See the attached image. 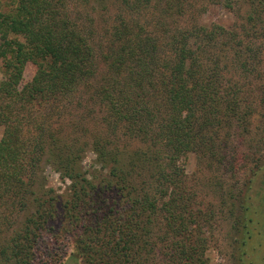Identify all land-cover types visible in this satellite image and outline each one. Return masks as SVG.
<instances>
[{
    "label": "trees",
    "instance_id": "obj_1",
    "mask_svg": "<svg viewBox=\"0 0 264 264\" xmlns=\"http://www.w3.org/2000/svg\"><path fill=\"white\" fill-rule=\"evenodd\" d=\"M77 1L0 0V264L59 262L67 233L90 264H207L199 185L245 166L263 47L246 23H194L189 0Z\"/></svg>",
    "mask_w": 264,
    "mask_h": 264
},
{
    "label": "rangeland",
    "instance_id": "obj_2",
    "mask_svg": "<svg viewBox=\"0 0 264 264\" xmlns=\"http://www.w3.org/2000/svg\"><path fill=\"white\" fill-rule=\"evenodd\" d=\"M189 1L192 6L188 9L194 13L191 17L194 23L208 26L217 24L226 29H236L235 27L246 23L252 33L247 38L253 47L252 55L258 46L263 47L260 51L263 60L260 69L264 71V3L261 5L258 0ZM82 2L83 0H78L76 3ZM3 3H8V0H3ZM76 3L73 4L74 8ZM88 3L78 6L84 11H86V7L92 5L100 6L99 0H89ZM75 10L76 8L74 12ZM255 10L261 11L263 20H248ZM254 31L259 32L260 38L254 35ZM35 71L36 67L33 63L26 65L23 85L32 80ZM3 78L2 59L0 58V81ZM262 97H264V92ZM256 98L254 105L257 110L253 114L251 133L244 140V149L248 158L240 174L235 176L228 173L226 176L228 180L224 183L223 190H219V193L217 191L210 192L209 196L205 195L209 190L199 185L202 189L199 190V198L202 201L200 207L206 210L210 204L217 212L215 220L210 223V226L203 225L204 231L209 236L206 253L207 264H264V103H260L262 100L258 95ZM3 133L4 128L0 126V140ZM83 163L89 173L93 172L96 167H100L99 164L97 165L96 155L92 151L87 153ZM186 169L191 176L189 185L192 186L195 179L193 172L196 169L194 156L187 159ZM46 173L49 178L48 185L53 187L55 193L66 192L67 182H62L58 174L51 169H47ZM199 176L203 177L202 172H199ZM221 195H224L226 199H222ZM17 218L16 224L22 223L26 215H19ZM64 222L67 224L65 216L61 215L57 221L52 223L58 228L62 227ZM62 238L63 256L59 262L53 264H90L84 256L82 248L75 246L77 241L75 235L67 233L65 238L64 236ZM156 257H159L158 261L162 260L161 254L157 253Z\"/></svg>",
    "mask_w": 264,
    "mask_h": 264
}]
</instances>
